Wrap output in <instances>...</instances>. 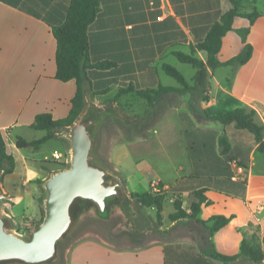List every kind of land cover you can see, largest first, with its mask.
<instances>
[{
    "label": "crops",
    "instance_id": "crops-1",
    "mask_svg": "<svg viewBox=\"0 0 264 264\" xmlns=\"http://www.w3.org/2000/svg\"><path fill=\"white\" fill-rule=\"evenodd\" d=\"M69 2L0 0V130L15 158L14 171L1 176L0 189L7 195L12 213L17 205H22L20 214L33 210L38 184L42 186L48 174L58 170L52 163L47 165L50 172L39 167L41 160L27 157L15 146V138L31 141L25 133L33 129L30 125L38 113L48 112L57 119L70 110L77 84L75 79L55 77L56 40L52 33L54 26L64 22ZM246 2L250 4L244 12ZM257 3L259 0H243L240 12L248 13L254 6L257 9ZM230 8L228 0H100V10L88 29L89 57L93 62L111 61L114 66L86 70L92 99L98 101L99 95L93 91L104 87L109 91L101 96L114 91L112 98L128 86L181 88L179 83L166 80L164 76L169 75L162 65L179 67L182 62L175 52L190 53L191 46L202 41L209 27ZM257 11L259 16L247 35L253 51L246 63L213 69L207 66L208 89L203 93L191 89L170 93L153 105L146 102L143 113L132 115L149 118L148 124L140 130L133 128L135 133L130 136L121 134L109 154L112 168L129 193L148 191L155 180L166 192L165 199L173 204L179 198L182 207L189 210L196 200L194 192L204 189L210 203L201 205L197 219L207 221L222 214L231 216L228 224L209 235L211 222L172 221L174 226L165 227L169 232L164 237L135 247H117L108 240L85 237L71 242L60 264H264V260L254 262L239 254L242 241L264 248V173L253 170L258 152L254 135L234 123L223 125L205 118V114L219 115L248 106L256 111L257 122L264 125V10ZM238 18L245 17H236L233 30L222 38L217 54L221 62L242 49L235 29L249 22L238 24ZM195 55L206 62V51L197 50ZM195 72L185 77L190 85ZM130 94L137 95L129 92L120 97V104L114 102L123 109L121 99L129 101L126 97ZM54 132L51 139L66 143ZM223 135L228 140L224 153L220 143ZM155 143L160 148L154 147ZM66 151L67 143L63 150L55 149L42 160L68 162ZM230 159L240 163L239 169ZM254 177L260 183L256 193ZM6 218L10 224L15 221ZM179 222L186 227L177 226ZM215 253L239 256L228 260Z\"/></svg>",
    "mask_w": 264,
    "mask_h": 264
},
{
    "label": "trees",
    "instance_id": "trees-1",
    "mask_svg": "<svg viewBox=\"0 0 264 264\" xmlns=\"http://www.w3.org/2000/svg\"><path fill=\"white\" fill-rule=\"evenodd\" d=\"M231 3V8L225 11L218 21L214 22L208 29L204 39L191 46L190 53L175 52L176 57L182 63L190 64L196 69L193 77L194 84L186 80L185 76L174 66L164 63L162 68L164 72L174 78L181 88L172 86L159 85L157 89H134L132 86L119 89L117 94L112 98L113 101L120 104V97L123 94L129 92H135L139 97L143 98L149 105H153L159 98L166 96L170 93H181L191 89H199L198 92L203 93L207 91V69L217 68L221 65H231L233 67L246 63L253 51V46L247 41V35L249 33L251 25L255 22L259 16V12L254 6L248 13H241L240 7L243 0H228ZM100 10V0H70L66 17L61 25L54 26L52 33L56 40V74L55 77L61 81H67L75 79L77 89L74 96L71 99V107L68 114L63 118H53L48 112L38 113L33 122L31 128L35 130H44L46 134L39 139L28 141L20 136L15 138V146L18 149L27 147L39 148L42 144L50 140L55 136L53 128L68 127L83 111L85 107L84 99V82L88 81L86 76V70L89 68L95 69H108L114 66V63L108 60L91 61L89 57V38L88 29L93 20L96 18ZM236 17L247 18L249 25L243 28L235 29L241 37L243 42L242 49L235 56L231 57L225 62H221L217 58V54L220 51L222 38L230 30H233V22ZM197 50H204L207 53V60L204 63L198 58L195 53ZM109 91V87H104L100 90L93 91L95 95H101ZM123 107V105L121 104ZM124 109V108H123ZM205 118L208 120H216L223 125L234 123L236 127L248 130L253 133L255 141L257 143V150L264 153V125L257 122L256 111L248 106L238 107L233 110L227 111L219 115L205 114ZM220 143L223 153L228 148V140L226 136H220ZM231 162L241 166L236 159H230ZM55 168H65L68 163L64 161H51ZM246 167V165H244ZM15 168V158L7 147L6 140L0 130V172L2 176L10 174ZM47 172H50L47 166H43ZM41 182V181H40ZM204 189H200L194 192L196 200L191 202L189 210L182 207V201L179 198L173 200L174 211L171 212L168 217L170 221H177L182 219H191L198 222L206 223L211 222L208 226V234L219 230L228 224L231 216H225L222 214H215L209 217L207 221L197 219V214L200 211V207L203 203L209 204L210 200L203 194ZM139 207L154 208L156 211V220L159 225L162 223V211L166 198V192L162 190V186L159 191L151 188L148 191L142 193H130ZM42 210V209H41ZM42 219L33 221L34 225H37ZM239 254H246L254 262H260L264 260V248L251 247L242 241ZM239 254L225 256L219 253H215L216 256L223 259L234 260Z\"/></svg>",
    "mask_w": 264,
    "mask_h": 264
},
{
    "label": "water",
    "instance_id": "water-1",
    "mask_svg": "<svg viewBox=\"0 0 264 264\" xmlns=\"http://www.w3.org/2000/svg\"><path fill=\"white\" fill-rule=\"evenodd\" d=\"M84 99L83 111L68 127L53 128L66 141L69 159L65 168L51 171L42 181L41 221L23 238L7 230L10 221L0 211V264H57L60 244L87 213L102 220L121 215L134 235L153 230L139 229V205L119 176L93 155L100 125L108 118H119L136 130L149 118L127 113L113 100H93L87 81ZM4 199L7 195L0 189V202ZM157 231L167 234L169 229Z\"/></svg>",
    "mask_w": 264,
    "mask_h": 264
},
{
    "label": "rangeland",
    "instance_id": "rangeland-1",
    "mask_svg": "<svg viewBox=\"0 0 264 264\" xmlns=\"http://www.w3.org/2000/svg\"><path fill=\"white\" fill-rule=\"evenodd\" d=\"M264 0H259V3L256 4L258 10H264ZM249 2L244 4L242 11H247L249 7ZM246 18H241L237 20V23H247ZM177 68L186 78L193 74L195 68L192 67L190 64L180 63ZM170 84L179 85L178 82L172 78L171 76H164ZM105 94V93H104ZM114 91L107 93L104 96L99 95L100 98L98 101H107L112 98ZM125 99H121L122 104L126 111L130 114H137L143 113L144 108L146 107V101L135 95L130 94ZM126 104H128L126 106ZM163 123V122H162ZM135 131L129 125L123 122L121 119L112 117L105 120L98 130V135L96 138V144L93 149V155L100 159L104 165H106L110 170L117 172L112 168L111 163L109 162V154L112 146L120 139V135L123 134L125 136H130V134H134ZM45 134L44 131L29 129L25 133V136L31 140L39 139ZM155 135V134H154ZM10 137L13 135L10 134ZM63 147H66V143L58 140V139H50L44 144H42L37 150L32 148H25L22 149V152L31 159L41 160L39 164L37 162L33 163L35 166H47L51 165L52 159H45L42 158L45 155H50L53 150H63ZM154 147H159L160 145L155 143ZM133 149V148H131ZM134 150V149H133ZM66 156L69 159L68 152L66 151ZM67 159V160H68ZM68 163V162H67ZM233 163V162H232ZM130 165V164H129ZM33 166V167H34ZM253 170L254 172H263L264 173V153L257 152L255 153ZM233 167L239 169V166L233 163ZM258 178L254 177V192L256 193L257 185H260L258 182ZM125 185V184H124ZM126 187V186H125ZM131 186H127V188ZM34 195L36 197V206H34L33 210L27 212L26 214L22 213V205H17L14 208V213L11 212L9 207V200L4 199L0 202V211L6 215L9 219H14L7 228L9 232L17 234L23 238H26L28 235V231L35 228L36 225L33 224V221H37L43 216V209H42V197L44 195L43 188L40 184H38L37 189L34 191ZM261 195V194H258ZM22 204V203H21ZM42 209V210H41ZM174 211L173 204L165 199L163 205L162 216V223L159 225L156 220V211L154 208H146V207H139V218L137 220V224L139 229L144 230L146 228H152L151 232L147 234H132V232L127 228V226L123 223L124 219L121 215H114L109 220H102L97 218L93 213H87L81 216V218L77 221L76 225L73 229L69 232V234L63 239L62 243L60 244L59 248V255H58V262L57 264L63 263V259L66 253L68 246L74 240H78L85 237H97L102 240H108L115 244L117 247H135L138 245H144L151 240L162 238L165 234L159 233L157 231L158 228L166 229L165 227L174 226V223L170 221L168 218V214L171 211ZM166 225V226H164ZM177 226L185 228V224L180 223Z\"/></svg>",
    "mask_w": 264,
    "mask_h": 264
},
{
    "label": "built area",
    "instance_id": "built-area-1",
    "mask_svg": "<svg viewBox=\"0 0 264 264\" xmlns=\"http://www.w3.org/2000/svg\"><path fill=\"white\" fill-rule=\"evenodd\" d=\"M55 158L56 159H59L60 158V155H58V154H55ZM152 187L151 188H153L154 190H156V191H159L160 190V188H161V186L159 185V182L158 181H152V185H151Z\"/></svg>",
    "mask_w": 264,
    "mask_h": 264
}]
</instances>
